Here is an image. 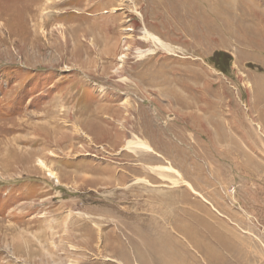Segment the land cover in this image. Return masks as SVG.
<instances>
[{
    "label": "rangeland",
    "instance_id": "374dc122",
    "mask_svg": "<svg viewBox=\"0 0 264 264\" xmlns=\"http://www.w3.org/2000/svg\"><path fill=\"white\" fill-rule=\"evenodd\" d=\"M28 1L0 0V264H264V0Z\"/></svg>",
    "mask_w": 264,
    "mask_h": 264
},
{
    "label": "bare ground",
    "instance_id": "6f19581e",
    "mask_svg": "<svg viewBox=\"0 0 264 264\" xmlns=\"http://www.w3.org/2000/svg\"><path fill=\"white\" fill-rule=\"evenodd\" d=\"M30 1V0H29ZM28 1V2H29ZM48 1H50V0H45V3L43 4H40V8H41V10H44V9H46V8H49V7H51V2H48ZM19 2V1H18ZM33 1H30L29 3H32ZM177 2V1H176ZM28 3V4H29ZM181 4V6H185L186 5V0H179V2H178V4ZM160 4V3H159ZM27 5V4H26ZM31 5V4H30ZM61 6V5H60ZM154 6V5H153ZM1 7V6H0ZM3 7V6H2ZM28 7V6H27ZM175 7H177V6H175ZM186 7V6H185ZM30 9V8H29ZM114 9H116V8H114ZM156 9H157V7H156ZM182 9V8H181ZM32 10V9H31ZM47 10V9H46ZM173 10V9H172ZM176 10V9H175ZM174 10V11H175ZM178 10V9H177ZM183 10L185 11V8H183ZM163 11H164V9H163ZM171 12L172 14V16L173 17H175L174 15H178L177 14V11L176 12ZM44 12H47V11H44ZM182 12V11H181ZM2 13V12H1ZM40 13V12H39ZM167 13V12H166ZM44 14V13H43ZM41 15V14H40ZM182 15H185V13L184 14H182ZM47 16V15H46ZM164 18V17H163ZM182 18V17H181ZM180 18V19H181ZM173 20V19H172ZM180 21V20H179ZM42 21L41 22H37V21H34V28L36 29L37 27H40L42 24ZM3 24V23H2ZM174 24H176L175 22H174ZM41 29L43 28V26H41L40 27ZM34 29V30H35ZM145 31V30H144ZM0 32H2V31H0ZM36 33V32H35ZM145 34H146V36H148L149 38H151L152 39V41L153 42H157V44L158 43H161V40H160V38H158L157 36H155L153 33H151V32H149L148 30H146L145 31ZM31 36V35H30ZM51 36H52V34H51ZM61 36H62V33H61ZM35 38V37H34ZM34 38H33V40H34ZM64 41V40H63ZM41 42V41H40ZM31 43V42H30ZM34 43V42H33ZM163 43V42H162ZM39 44V43H38ZM163 45V44H162ZM98 48V47H97ZM125 48V47H124ZM61 55V54H60ZM121 56V55H120ZM122 57V56H121ZM151 83V82H150ZM152 84V83H151ZM153 84H154V82H153ZM152 84V85H153ZM125 88V87H124ZM66 97H68V98H72L73 97V95H72V93H67L66 95H65ZM63 102V101H62ZM63 108V107H62ZM62 108H61V105H60V110L63 112L61 115H63V114H65V115H67V117L72 121L71 122V125H70V127L73 129V131H77L78 129H77V127H76V120L78 119V118H75L76 117V113L77 112H70V111H68L69 109L70 110H72V111H77L76 109H74V106L72 107L71 105L70 106H68V107H65V108H63L64 110H62ZM73 113V114H72ZM74 113H75V117L74 116H72V115H74ZM72 114V115H71ZM71 117H73V119L71 118ZM79 117V116H78ZM82 117V116H81ZM92 118V117H91ZM125 118V117H124ZM79 120V119H78ZM85 121V120H84ZM84 123V122H83ZM53 124V123H52ZM82 124V123H81ZM58 125V124H57ZM76 128V129H75ZM56 129V128H55ZM80 129V128H79ZM49 130V129H48ZM51 130V129H50ZM84 130V129H83ZM116 130V129H115ZM43 131V130H42ZM88 131V130H87ZM41 132V131H40ZM45 133H44V139H45V142H47V143H49V144H52V145H55V146H57V147H61V149H64V148H66V149H69V151H73V148H72V138L74 139V135L72 134L71 136V138L69 139L66 135V137H61V138H53V139H50V137H51V135H49L48 136V133L46 132V131H44ZM117 132V131H116ZM38 133V132H37ZM52 133V132H51ZM54 133V132H53ZM73 133V132H72ZM87 133V132H86ZM115 133V132H114ZM57 134V133H56ZM85 134V133H84ZM80 135V134H79ZM117 135V134H116ZM115 135V137H116V139L114 140V141H112L111 140V142L110 143H112V145L114 146V145H116V146H119V143H120V139H118L117 138V136ZM46 136V137H45ZM55 136V135H54ZM78 136V135H77ZM114 137V136H113ZM37 141H38V139H37ZM37 143V142H36ZM35 143V144H36ZM126 145V147L127 148H132V146H136V145H140V147H146L141 141H132V140H128V141H126V143H125ZM39 145H41V142H40V144ZM75 147V146H74ZM77 148V147H76ZM71 153V152H70ZM38 163H39V166H42L43 168H45V169H47V171H48V175H50L51 177H53V178H56L57 176H56V174L52 171V169L50 170V169H48L47 168V166L45 165V162L43 161V160H41V159H38ZM49 176V177H50ZM58 178V177H57ZM57 181V180H56ZM185 199V198H184ZM183 198H182V204H183V202L185 201ZM184 200V201H183ZM176 203V202H175ZM181 203H180V205H181ZM185 204V203H184ZM183 204V205H184ZM175 205V204H174ZM177 205V207H178V204H176ZM179 208H181V207H179ZM174 209V208H173ZM166 210H168V208L166 209ZM177 211V210H176ZM179 211V210H178ZM182 212H186V207L185 206H183L182 207V210H181ZM179 213H177V214H174V218L176 217V215H178ZM186 214V213H185ZM166 215V214H165ZM169 216V215H168ZM179 216V215H178ZM182 216V215H181ZM167 217V216H166ZM180 217V216H179ZM163 218V217H162ZM170 218V217H169ZM165 219H167V218H165ZM178 219V218H177ZM173 222H176V223H174V226H173V229L175 230V231H177L178 233H182V235H184L185 236V238H188V237H186V228L182 225L183 224V219H178V220H176V218L174 219V221ZM177 222H178V224H177ZM173 224V223H172ZM186 226V225H185ZM168 227V226H167ZM170 230H171V228H170ZM189 235H191V234H189ZM175 244V245H174ZM172 245H174V246H176V247H182L180 244H179V242L177 241V240H174V241H172L171 242V244H169V246H170V248L171 249H174L173 248V246ZM203 245V244H202ZM200 247H202V246H200ZM183 249V248H182ZM198 249V248H197ZM202 249V248H201ZM200 249V250H201ZM202 251V250H201ZM174 258H170V261L171 262H185L186 263V261H192V262H196V260L193 258H188L186 255H184L183 256V254L182 255H178V254H175L174 253V256H173ZM182 264H184V263H182Z\"/></svg>",
    "mask_w": 264,
    "mask_h": 264
}]
</instances>
